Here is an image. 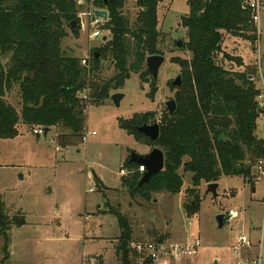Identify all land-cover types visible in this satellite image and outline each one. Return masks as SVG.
<instances>
[{
  "label": "rangeland",
  "instance_id": "rangeland-1",
  "mask_svg": "<svg viewBox=\"0 0 264 264\" xmlns=\"http://www.w3.org/2000/svg\"><path fill=\"white\" fill-rule=\"evenodd\" d=\"M139 0H125L123 13L131 24L144 9ZM93 8L77 6L78 15ZM187 0H161L156 9L157 48L164 58L157 80L149 75L141 81L132 74L124 86L115 93L123 98L116 107L110 98L104 105H89L83 135L86 142L62 147L56 140L65 131L51 127L41 136L33 129L18 126L12 139H0V201L7 218H24L21 226L0 224V264H120L116 246L120 234L117 218L109 209H116L127 218L131 226V242L169 240L186 243L199 240L195 257L182 264H264V184L252 168L250 182L241 176H221L217 182V197L206 194L207 185L201 182L194 188L192 175L178 174L183 186L179 194H152L148 202L130 198L121 188L120 170L130 153L147 154L156 147L142 144L119 128L118 119L129 120L134 114L153 113L155 123L167 112L166 103L175 101L178 88L174 80H181L179 61L190 60L186 49L187 34L181 18L188 15ZM97 38H89L90 31L78 25V37L66 28L67 37L61 49L67 56L85 58L90 62L96 49L111 38L101 30ZM254 29V28H253ZM256 40L250 42L239 37L224 35L222 51L233 60L218 56L224 70L229 73H252L257 94L264 85V21L260 35L254 29ZM105 38V40H104ZM181 42L177 48L176 43ZM9 55L0 54L5 65ZM114 75L112 64H102V79ZM257 99V97H256ZM18 114L21 102L15 86L4 96ZM94 132L95 135H91ZM253 136L264 139V113L255 120ZM60 149L59 152L56 149ZM185 158L183 161L188 162ZM125 170V169H123ZM126 171V170H125ZM109 188L101 190L95 178ZM193 189L192 193H187ZM191 203L198 204L191 213ZM229 210L237 212L236 219L227 220ZM225 218L222 228L216 217ZM9 227V228H8ZM239 236H245L250 248L236 255L233 247ZM7 247V249H6ZM130 248V247H129ZM131 250V249H130ZM132 251V250H131Z\"/></svg>",
  "mask_w": 264,
  "mask_h": 264
},
{
  "label": "trees",
  "instance_id": "trees-1",
  "mask_svg": "<svg viewBox=\"0 0 264 264\" xmlns=\"http://www.w3.org/2000/svg\"><path fill=\"white\" fill-rule=\"evenodd\" d=\"M124 1L91 0L93 9L107 11L101 30L108 31L111 38L96 49L97 58L93 53L88 65L82 66L80 58L67 56L61 49L66 28L78 37L76 0H0V54L9 55L5 65L0 63V139L14 138L19 125L47 130L57 127L65 131L57 136L58 145H76L82 140L89 105H104L132 74L146 81L150 75L146 59L161 54L156 30V9L161 0H139L144 11L132 24L123 13ZM187 5L188 15L181 18V25L191 58L178 62L182 83L175 95V112H166L160 119L155 142L136 131L138 126L155 123L152 112L118 119L119 128L135 141L164 154L163 171L140 188H136L142 175L138 166L125 161L126 175L120 185L131 199L148 202L152 194H179L181 167L192 175L194 188L202 181L217 182L221 176H241L250 182L255 162L264 158V139L252 134L256 118L263 114L258 110L252 73H229L217 60L221 55L242 64L223 53L222 43L224 35L256 40L248 11L240 0H187ZM73 21L74 29L70 26ZM105 61L114 69L108 79L100 76ZM15 86L20 114L4 100ZM83 92L85 100L80 98ZM220 135L223 142H219ZM197 205L191 203L189 212ZM108 211L118 221L116 255L120 264H138L139 257L129 248L132 231L127 218L116 209ZM4 214L0 201V224H25L22 217L13 220Z\"/></svg>",
  "mask_w": 264,
  "mask_h": 264
},
{
  "label": "built area",
  "instance_id": "built-area-1",
  "mask_svg": "<svg viewBox=\"0 0 264 264\" xmlns=\"http://www.w3.org/2000/svg\"><path fill=\"white\" fill-rule=\"evenodd\" d=\"M240 2L242 7L249 13V22L251 26L256 29V32L260 35L261 24L264 21V0H240ZM90 3L91 0H76V4L79 7L88 6ZM94 10L96 9L88 8L87 11L78 15V25L82 30L87 28V30L90 31L89 38H97L100 34L98 29L100 26H103V23L105 22L94 16ZM80 64L82 66H87L88 61L85 58H82ZM80 98L83 100L86 99L84 92L80 95ZM256 101L258 107L264 113V85L263 91L257 95ZM32 132L35 136H41L44 134V129L37 127ZM91 135H95V133L92 132ZM87 136L88 134L82 136V142H86ZM56 151L58 152L60 149L58 148ZM253 168L257 175V180L264 178V158L258 159ZM144 171L145 168L143 166H138V172L143 174ZM120 174L125 176L126 171L121 170ZM262 182L264 184V179ZM262 203L264 205V197L262 199ZM237 217V212L233 210L228 211V221L236 219ZM199 247L200 243L198 238L186 243L173 242L169 240H146L143 242H132L130 245V249L139 257L138 264H182L184 260L187 261L195 257ZM247 248H250V244L248 243L246 237L239 236L236 239L233 252L236 255H239L241 250ZM248 264H255V262L250 261Z\"/></svg>",
  "mask_w": 264,
  "mask_h": 264
},
{
  "label": "water",
  "instance_id": "water-1",
  "mask_svg": "<svg viewBox=\"0 0 264 264\" xmlns=\"http://www.w3.org/2000/svg\"><path fill=\"white\" fill-rule=\"evenodd\" d=\"M106 3V1H105ZM94 16L102 19L103 21H107L108 13L104 9H97L94 10ZM71 28L74 29L76 26V22L73 21L70 24ZM105 40V38H104ZM177 48L181 47V42L176 43ZM95 58H97V54H95ZM164 62V58L162 56H149L146 59V68L149 72V74L152 76V79L155 81L158 78V72L161 67V65ZM173 86L176 88H180L181 82L180 78L177 77L174 82L172 83ZM123 98V95L120 93H115L111 96V101L113 104L118 107L120 100ZM176 110V104L174 100H170L166 103V111L168 114H173ZM260 110V108H258ZM261 111V110H260ZM47 129H44V135L47 133ZM136 131L140 134H142L145 138L149 139L152 142H155L159 137V125L158 123L154 124H143L141 126L136 127ZM224 138L222 135L219 136V142H223ZM129 163H133L137 166H143L145 168L144 173L141 175L140 180L137 183L136 188H140L141 186L147 184L150 179L159 174L164 169V154L163 152L158 149L154 148L147 154H137L135 152L130 153ZM95 178V177H94ZM95 180L98 182L99 186L101 187V190L108 191L109 188L105 187L100 180L95 178ZM217 183L209 184L207 185L206 194H211L214 199L217 197ZM223 215H218L216 217V223L218 228L223 227Z\"/></svg>",
  "mask_w": 264,
  "mask_h": 264
},
{
  "label": "crops",
  "instance_id": "crops-1",
  "mask_svg": "<svg viewBox=\"0 0 264 264\" xmlns=\"http://www.w3.org/2000/svg\"><path fill=\"white\" fill-rule=\"evenodd\" d=\"M59 152V151H58ZM125 171V170H124ZM122 176H124V175H122Z\"/></svg>",
  "mask_w": 264,
  "mask_h": 264
},
{
  "label": "flooded vegetation",
  "instance_id": "flooded-vegetation-1",
  "mask_svg": "<svg viewBox=\"0 0 264 264\" xmlns=\"http://www.w3.org/2000/svg\"><path fill=\"white\" fill-rule=\"evenodd\" d=\"M152 124H154V123H152ZM149 125H151V124H149Z\"/></svg>",
  "mask_w": 264,
  "mask_h": 264
}]
</instances>
